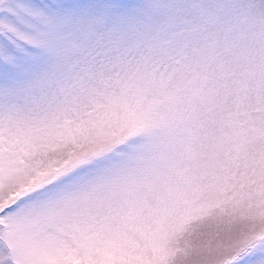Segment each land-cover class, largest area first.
<instances>
[{
	"label": "snow or ice",
	"instance_id": "snow-or-ice-1",
	"mask_svg": "<svg viewBox=\"0 0 264 264\" xmlns=\"http://www.w3.org/2000/svg\"><path fill=\"white\" fill-rule=\"evenodd\" d=\"M0 264H264V0H0Z\"/></svg>",
	"mask_w": 264,
	"mask_h": 264
}]
</instances>
